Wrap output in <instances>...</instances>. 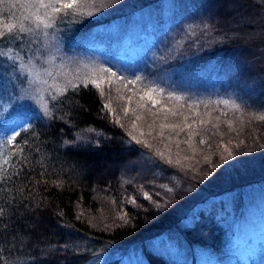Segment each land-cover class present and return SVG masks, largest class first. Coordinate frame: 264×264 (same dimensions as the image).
<instances>
[{"label": "trees", "instance_id": "16d2710c", "mask_svg": "<svg viewBox=\"0 0 264 264\" xmlns=\"http://www.w3.org/2000/svg\"><path fill=\"white\" fill-rule=\"evenodd\" d=\"M163 2L107 0L104 3L97 0L98 7L87 4L80 9L92 15L74 16L69 12L59 16L54 24L55 32L58 40L66 44L69 36L97 25L120 26L124 18H128V31L142 26L154 34L150 42L144 43L145 51L138 55L143 71L141 81L147 79L148 83L157 78H169L173 82L171 87H194V77H199L198 72L212 59L219 62V73L232 74L230 66L224 68L225 58L241 41H216L212 39V33L209 38L204 33L206 28L215 29L219 34L226 30L225 24L231 13L224 0H193L186 10L193 14L195 6L206 25L197 30L194 27L189 34L190 40L182 39L181 46L171 49L169 46H175V40L163 31L173 27L174 23L177 25L180 18H144L145 12H142L146 7L160 9ZM20 4L21 0H0L1 22L18 27L20 18L28 11ZM154 19H167V23L153 29ZM31 28V32L6 33L0 39V53L13 47L26 53V61L37 64L43 60L46 53L41 50L38 37L51 33L52 28H41L40 33L36 32V26ZM178 32L179 29L171 35H178ZM196 35L199 39L193 41ZM105 36L101 39L103 46H106ZM122 38L121 31L112 33L111 45L118 47ZM103 51L111 50L104 48ZM248 51L244 44L239 53L242 66L234 69L233 76L241 84L249 82L253 74L243 60ZM133 57L137 61V54ZM0 58L4 60L5 56ZM233 60L237 62V57ZM59 67L58 71L65 72L71 66L64 63ZM115 73L127 80L125 71L122 75ZM14 82H10L13 101L9 117L19 112L35 118L28 126V132L17 137L13 145L5 144L3 149L5 153H13L19 146L23 152L10 156L6 172L0 171V264H86L95 256L133 248L139 250L147 264H171L169 256L152 244L158 239L175 238L176 234L181 235L188 248L197 249L198 246L201 253L209 252L215 264H231L227 262L234 258L223 237L226 233L228 238L234 229L230 230L225 222L242 215L241 219L253 192H264V122L254 119L264 115V82L253 86L254 94L245 96L240 112L211 99L200 97L195 100L185 116L189 123H196L200 135L193 138L195 147L192 149L185 143L180 144L181 166L175 165L178 151L175 142L185 140L188 131L176 136L165 129L167 140L153 139L160 130L159 125H155L151 129L153 137H149L146 121L147 116H152L148 109L152 108L153 112L157 109L149 102L146 107H139L134 98L131 102L126 98L119 99V95H127L120 82L112 85L111 92L109 85L104 84V96L91 85L77 90L67 88L63 94L58 93V89L65 85H46L41 87L42 92H31V98L24 102L17 101ZM116 88L120 89L119 95ZM1 92L0 88L2 98ZM109 101L120 124L115 123L114 116L104 108ZM44 104L48 106V116L44 114ZM124 107L130 109L127 116L122 111ZM133 109L144 117L136 123L145 136L139 137L138 132L134 134L151 147L135 143L128 135L135 119ZM201 119L209 122L200 125ZM225 121L232 122V130L227 128ZM201 138L206 141L204 145H199ZM169 141L173 165L156 154L165 150L164 145ZM221 145H226L232 152L231 158L221 159L222 155H227ZM144 193H148L151 200H145ZM262 193H254L249 203L261 199L264 204V199L260 198ZM153 201L161 207L156 208ZM190 201L197 209L192 213L191 221L183 223L186 212H181L178 205ZM217 210L220 214H216ZM120 216H124L126 222L118 219ZM261 244L264 245V239ZM255 249L258 251L255 256L246 263L242 260L241 264H264V248ZM225 258L229 261H224ZM233 261L237 264L236 259Z\"/></svg>", "mask_w": 264, "mask_h": 264}, {"label": "rangeland", "instance_id": "374dc122", "mask_svg": "<svg viewBox=\"0 0 264 264\" xmlns=\"http://www.w3.org/2000/svg\"><path fill=\"white\" fill-rule=\"evenodd\" d=\"M164 1L160 9L146 7L142 12H145L144 18H180L177 25L174 23L173 27H169L163 31L164 35L175 40L173 42L175 46L171 44L169 46L171 49L179 45L181 46L182 39L190 40L191 37L189 34L193 32L194 27L196 30L201 29L206 25V22L203 16H198L199 13H197L198 10L195 6L192 8L193 14L189 13V9L186 10L187 7L193 4V0ZM224 2L227 5L226 9L231 13L230 18L225 24L226 30L219 34L215 29L209 30V28H206L204 33L208 38L211 37L210 33H212V39L216 41H233L235 43L241 41V43L229 50L225 58L226 64L224 68L230 66V70L233 72L232 74L226 75L225 73H219V62L212 59L204 64V67L201 68L203 69L202 71L198 72L199 77H194L193 81L196 83L194 87L186 88L185 85L180 88L171 87L173 82H170L169 78H157L147 83V79L141 81L143 71L142 64L138 60L140 58L138 55L145 51L146 47H143L144 43L150 42L154 34L143 29L142 26L128 31V22L130 21L127 20L128 18H124L120 26L111 25L109 27L97 25L75 36H69L66 44L58 40V34L55 32L54 26L51 29L52 36L49 33L38 37L40 48L46 55L43 60L37 61V64L30 60H24L26 53L18 52L16 48L12 47L3 51V53H7V55H4V60L7 63L4 62L3 58H0V75L3 73L0 76V88L3 91L1 92L2 98L0 97V124L6 127L10 118L9 114L12 112L10 107L11 100L13 101L10 98L13 96L10 89L11 81H15L14 85L16 88L14 91L18 98L17 101L24 102L31 98V92H42L41 87H46V85L49 87L65 85L66 79H70L76 74H85L87 72L86 70L91 71L95 68H108L110 72H120L121 75L125 71L126 75L123 74L125 79L134 80L136 83L134 85H128L126 88L127 95L124 94V96L134 98L136 102L143 104L145 107L146 102H149L147 98L144 101H140L139 99L140 95H143L144 90L147 88L162 90V95L165 99H162L154 109L174 107L179 113H182V115L169 116L170 123H181V121L176 122V120H180L181 118L183 120L189 107L200 97L214 100L226 108L232 109L231 104H236L241 108L245 96L253 93V86L264 82V0H224ZM137 20L138 18L135 19V23ZM4 23L1 22L0 18V30H4ZM131 23H133L132 20ZM165 23H167V19L166 21L154 19L152 27L154 29V27ZM31 26L36 25L33 23ZM178 29V35L176 34L175 36L177 37L174 38L175 36L171 34ZM41 30L36 29V32L40 33ZM120 31L123 34V38L119 46L114 48L110 43V37L112 33ZM134 31L136 32L134 33ZM67 33L69 34V31ZM125 33L128 34L125 35ZM105 34L106 46H103L101 45V39ZM161 38L163 40L164 36L161 35ZM198 39L196 35L193 41H198ZM244 44L249 48V51L243 60H246L247 67L253 70V74L249 82L241 84L236 76L233 75L236 73L234 69H240L242 66L239 62V53L244 48ZM78 45L83 46L82 48L76 47ZM73 47L75 48L73 49ZM101 47L105 49L109 48L111 51L105 52L103 51L104 48ZM136 54L137 61L133 57ZM234 56L237 57V62L233 60ZM64 63L71 67L65 72L58 71L60 69L59 66ZM137 77H139L138 80ZM3 82L4 86L2 85ZM169 93L179 96L182 99L178 102L169 101L166 99ZM220 101H229V106L219 103ZM149 109L153 110L152 108ZM147 117L146 125L150 124L153 119H156V125H159L163 121L162 115V120L159 117V121H157V118ZM169 120L165 122H169ZM9 135H11V132L0 131V152H3L5 146L4 141ZM254 193L258 195L262 192H253L249 201L246 203L247 211L244 213V216L240 219L239 217L242 216L240 215L236 219L225 222L229 225L230 230L234 229L228 238L225 233L223 239L225 240L228 252L231 253V256L234 258L233 260L236 259L237 264H241L242 260H245L246 263L248 259L255 256V251L258 252L255 248H264V245L261 244V240L264 239V232H262L264 227V204L261 199L255 203H249ZM261 196L260 198L264 199V192ZM191 204L192 202L190 201L178 205V209L181 212H186L182 220L183 223L190 222L192 213L197 209L196 207H192ZM216 214H220V212L217 210ZM258 240H260V243H257ZM152 245L166 253L169 256L171 264H215L209 252H200L201 247L199 250L198 246H196L197 249L188 248L180 234H176L175 238L158 239ZM226 258L224 261H229ZM233 260L227 263L235 264ZM86 264H147V262L143 260L139 250L133 248L124 252L117 253L115 251L110 254L95 256Z\"/></svg>", "mask_w": 264, "mask_h": 264}, {"label": "snow or ice", "instance_id": "6c2138e0", "mask_svg": "<svg viewBox=\"0 0 264 264\" xmlns=\"http://www.w3.org/2000/svg\"><path fill=\"white\" fill-rule=\"evenodd\" d=\"M104 3L107 2V0H103ZM87 4H92L93 6H99L97 4V0H21L20 6L24 9H27L28 11L22 15L21 19L17 24H5L4 30H0V39H2L5 34H11L14 31H19L20 33L25 32H31L33 29L31 28V24L35 23L37 30L43 28V29H51L54 27V24L56 22V19L61 16L62 14L66 15L67 13L71 12L74 16L76 15H92V13H84L81 12L80 9L84 7ZM12 7H15L16 5H11ZM43 10V12H41ZM26 24L28 25L26 27ZM47 35V33H45ZM7 55V53H0V56ZM51 75V73H49ZM139 77H137V80ZM79 81V84L77 83ZM115 82H120L124 88H127L128 85H134L136 81L134 80H124L121 77L117 75L115 72H110L108 68H95L91 71L85 73L83 76H79L76 74L74 78L72 79H66V83L64 88L58 89V93L63 94V92L67 88H71L73 90H77L78 87H89L91 85L92 87H95L100 91V95H105V90L102 87L104 84L109 85L108 91H112V85ZM115 91L119 95L120 89L116 88ZM56 97H53L55 99ZM127 99L129 102H131L132 97H124L123 95H119V99ZM145 98L151 103L152 107L155 108L157 104L161 102L162 99H165V97L162 95V90L156 89V88H147L144 90L143 95H140L139 99L140 101H144ZM169 101H179L182 98L179 96H175L171 93H169L166 97ZM219 103L224 104L225 106H229V101H220ZM139 107H143V104L138 105ZM231 108L235 112H240L241 109L236 104H231ZM11 107V106H10ZM104 108L108 111L109 114L114 116L115 123L120 124V118L115 115V111L111 106V101L106 102L104 104ZM43 111L45 116L49 115L48 106L47 104L43 105ZM125 116L128 115L130 109L128 107H124L122 109ZM132 114L134 115L135 119L131 122V131L128 132V135L137 144H142L144 147H151L150 143L145 142L143 139H139L137 135L134 133L138 132L139 137H144L145 133L143 130L138 129L136 121L144 119V117L136 112V110H131ZM148 112L151 114L154 118H159L161 115L163 116V121L159 124V132L156 133V136L153 137V133L151 129H153L156 125V119H153L150 124H148V128L150 129L147 135L149 137H153V139H156L157 137L161 138V140H167L168 138L164 135V130L168 129L171 133H175L176 136H179L181 132H184L185 130L188 131L187 138L183 141H176L175 147L177 148V158L175 160L176 166H181V159H180V144L185 143L188 145L190 149L194 148L195 145L193 143V138L195 136L200 135V131L197 128V125L195 122L189 123L188 117H184L183 121L181 123H175V122H165L168 121L169 116H177L182 115V113H179L176 108L174 107H161L157 111L153 112L151 109H148ZM222 115L226 116L227 113H222ZM34 116H30L27 113H17L16 115H13L9 118V122L7 123L6 127L5 125L0 124V131H7L11 132V135L7 137V139L4 141L7 145H13L14 142L17 141V137L21 136L22 133L28 132L29 127L32 123V120L34 119ZM254 119L259 120L261 122H264V115L256 116ZM217 120H219V117H217ZM209 121H205L201 119L199 121L200 125H205ZM227 124V128L229 130H232L233 125L230 121H225ZM123 126V125H121ZM213 127H218L217 124H213ZM67 143V142H66ZM206 143L205 139L201 138L199 140V145H204ZM18 145V142H17ZM171 141L168 143H165L164 149L167 150V155L165 154V150L158 151L156 154L157 156L164 160L169 165H173L174 161L172 159L171 155ZM223 147L224 152L227 153L226 156L222 155L221 159H229L232 156V152L228 150V147L226 145H221ZM23 152V148L16 146V151L13 153H5L0 152V171L6 172L5 166L10 163V156L17 155ZM193 155H195V152H193ZM191 157H185V159H190ZM208 157L205 156V160L207 161ZM59 186V185H58ZM168 191H171V189H168ZM144 199L145 200H151V197L148 193H144ZM133 204L136 203L135 200L131 201ZM154 203V206L156 208H160L161 205L158 203ZM121 221L126 222V218L124 216L118 217ZM63 247H67V245H64Z\"/></svg>", "mask_w": 264, "mask_h": 264}]
</instances>
